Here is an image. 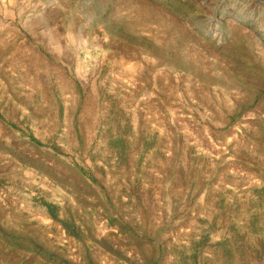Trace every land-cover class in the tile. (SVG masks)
Segmentation results:
<instances>
[{"label": "rangeland", "instance_id": "rangeland-1", "mask_svg": "<svg viewBox=\"0 0 264 264\" xmlns=\"http://www.w3.org/2000/svg\"><path fill=\"white\" fill-rule=\"evenodd\" d=\"M0 264H264V0H0Z\"/></svg>", "mask_w": 264, "mask_h": 264}, {"label": "bare ground", "instance_id": "bare-ground-1", "mask_svg": "<svg viewBox=\"0 0 264 264\" xmlns=\"http://www.w3.org/2000/svg\"><path fill=\"white\" fill-rule=\"evenodd\" d=\"M38 56L36 55V58H37ZM32 59H34V58H32ZM38 59V58H37ZM44 60V59H43ZM42 60V61H43ZM30 61V60H29ZM34 61V60H33ZM36 62V61H35ZM45 62V61H44ZM36 64V63H35ZM33 66V65H32ZM52 66V65H51ZM41 67V66H40ZM50 66H48V68H49ZM53 68V67H52ZM47 69V68H46ZM56 69V68H55ZM53 70V69H52ZM78 70H79V68H78ZM56 71V70H55ZM58 72V71H57ZM63 76H64V74H63Z\"/></svg>", "mask_w": 264, "mask_h": 264}]
</instances>
